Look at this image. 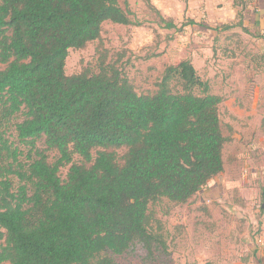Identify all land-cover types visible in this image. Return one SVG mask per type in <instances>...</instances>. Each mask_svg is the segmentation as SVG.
I'll return each mask as SVG.
<instances>
[{"label": "trees", "instance_id": "1", "mask_svg": "<svg viewBox=\"0 0 264 264\" xmlns=\"http://www.w3.org/2000/svg\"><path fill=\"white\" fill-rule=\"evenodd\" d=\"M145 1L160 27H177ZM133 18L127 0H0V264H116L135 243L151 252L162 239L150 204L185 203L224 170V98L190 58L165 65L150 93L105 53L95 71L65 73L70 49Z\"/></svg>", "mask_w": 264, "mask_h": 264}, {"label": "rangeland", "instance_id": "2", "mask_svg": "<svg viewBox=\"0 0 264 264\" xmlns=\"http://www.w3.org/2000/svg\"><path fill=\"white\" fill-rule=\"evenodd\" d=\"M123 1L119 0L121 5ZM127 1L138 24L104 22L98 40L69 50L65 73L95 71L99 52L105 53L107 60L123 68L136 91L150 93L156 90L165 65L188 57L213 91L230 96L220 106L224 134L231 137L233 129L241 132L234 126L245 123L253 128L247 140L252 132L259 136V123L264 126V0H238L243 6L241 17L237 16L241 7L230 5V0H150L176 22L177 27L171 29L157 24L158 17L145 0ZM189 19L197 25L182 28ZM239 22L242 27L236 25ZM225 24L232 27L214 29ZM4 68L0 64V69ZM8 134L14 146L25 153L29 144L19 141L14 129ZM235 142L231 138L224 147V171L187 202L177 204L161 198L150 204L152 227L162 242L151 252L135 243L128 252L115 256L116 264H252L247 249L264 222L257 223L261 213L256 207L252 212L247 209L251 205L245 204L248 199L239 195V188H250L243 177L247 173L244 166L264 167L257 163V154L253 156L258 148L243 152V143ZM256 142L250 140L248 145ZM35 145L45 148L43 139ZM115 151L120 157L125 149ZM47 154L50 161L57 156L55 151ZM74 160L81 159L75 155ZM66 172L67 167L62 168L60 176L64 178Z\"/></svg>", "mask_w": 264, "mask_h": 264}, {"label": "crops", "instance_id": "3", "mask_svg": "<svg viewBox=\"0 0 264 264\" xmlns=\"http://www.w3.org/2000/svg\"><path fill=\"white\" fill-rule=\"evenodd\" d=\"M230 5H233V1L230 0ZM234 8V7H233ZM235 9V8H234ZM235 14V13H234ZM233 14V18H235V15ZM262 18V17H261ZM257 21V20H256ZM215 92V91H214ZM218 94H221L224 98L222 102H225L227 100V97L230 96L228 94H222L220 92H215ZM222 105V103H221ZM220 105V106H221ZM232 127V126H231ZM234 128H240L239 133H236L235 129H233V133L231 135L232 140L236 141L235 143L242 144V150L245 152L248 149L258 148L256 152H253V156L257 154V160L260 159V161H257L261 166L264 167V126H262V123H259V128L262 129V132L259 136H256V133L252 132L250 137L247 140L248 132L253 129L248 126H246L245 123L242 124L240 127L234 126ZM257 139V142L254 145L249 146L248 142L250 140L255 141ZM226 146V143L224 147ZM224 150V148H223ZM223 160H224V154H223ZM256 161V160H255ZM225 162V161H224ZM225 165V163H224ZM259 167L256 166H244L243 170H246L247 173L243 176L245 182H249L250 188H239V195L242 196L244 199H248V201L245 202L246 205H251L249 208V211L253 208H258L259 212L261 213L262 217H258V224L260 225V222H264V170H258ZM224 171V170H223ZM222 171V172H223ZM221 172V173H222ZM220 173V174H221ZM218 176V175H217ZM261 183V184H260ZM237 185V184H235ZM258 203V204H256ZM253 216V218H252ZM251 219L254 221V213L252 215L251 213ZM262 225V224H261ZM246 249V248H244ZM249 251V255L251 256L250 261L252 264H264V227L263 230L260 233H257L253 236L252 240H250L249 247L247 249ZM247 254V255H248Z\"/></svg>", "mask_w": 264, "mask_h": 264}, {"label": "water", "instance_id": "4", "mask_svg": "<svg viewBox=\"0 0 264 264\" xmlns=\"http://www.w3.org/2000/svg\"><path fill=\"white\" fill-rule=\"evenodd\" d=\"M263 206H264V204H263Z\"/></svg>", "mask_w": 264, "mask_h": 264}]
</instances>
